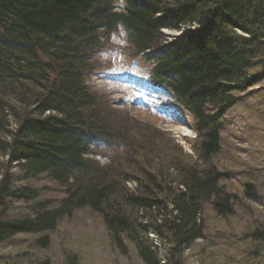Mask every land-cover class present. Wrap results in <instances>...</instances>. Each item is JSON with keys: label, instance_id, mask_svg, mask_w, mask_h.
<instances>
[{"label": "trees", "instance_id": "1", "mask_svg": "<svg viewBox=\"0 0 264 264\" xmlns=\"http://www.w3.org/2000/svg\"><path fill=\"white\" fill-rule=\"evenodd\" d=\"M117 1L122 8L115 11L114 0H0V243L51 230L62 216L89 206L103 214L118 246L124 236L133 240L145 264H183V249L204 236V204L227 216L238 201L220 181L226 175L208 161L220 150L218 119L235 103L234 93L264 78V0ZM119 23L137 51L157 46L163 27L188 28L187 42L158 56L153 75L190 111L198 137L197 165L165 155L164 168L144 173L132 192L124 185L128 176L117 184L109 169L83 156L114 134L85 75L88 52ZM209 104L220 107L211 112ZM43 173L66 189L59 206L43 201L33 215L4 218L6 198L35 197L13 181ZM244 188L253 197V184ZM145 227L162 242L164 259Z\"/></svg>", "mask_w": 264, "mask_h": 264}, {"label": "rangeland", "instance_id": "2", "mask_svg": "<svg viewBox=\"0 0 264 264\" xmlns=\"http://www.w3.org/2000/svg\"><path fill=\"white\" fill-rule=\"evenodd\" d=\"M120 6L114 0L112 9ZM187 32L188 28L183 27L162 29L161 47L170 51L180 42L186 43ZM169 35L176 36L174 43ZM127 44L123 30L114 32L92 60L103 66L104 76L96 72L86 77L85 83L97 94L115 125L113 140L100 144L95 155L88 156L98 166L109 169V178L117 184L128 176L125 187L132 192L144 182V173L164 168L165 155L178 157L186 166L197 165L198 159L195 139L185 136L187 132L182 129L189 126L191 116L178 109L171 95L144 84L150 66L132 57ZM234 95L235 103L218 119L222 125L220 150L208 164L226 175L220 181L238 201L233 214L227 216L216 215L210 203L204 204L200 215L204 236L183 249V264H264V78ZM218 106L209 104L208 108L215 112ZM4 161L0 157V163ZM11 172L21 175L15 168ZM245 183L253 184V197L245 195ZM12 184L33 190L35 197L6 198L1 208L4 218L33 215L43 201L49 208L58 207L66 193L65 187L48 173L16 178ZM145 229L153 247L159 249L158 258L164 259L162 242L152 229ZM108 231L102 213L80 207L62 216L51 230L18 233L1 242L0 264H145L132 239L124 236V245L118 246ZM44 236L47 243L42 245L39 239Z\"/></svg>", "mask_w": 264, "mask_h": 264}, {"label": "bare ground", "instance_id": "3", "mask_svg": "<svg viewBox=\"0 0 264 264\" xmlns=\"http://www.w3.org/2000/svg\"><path fill=\"white\" fill-rule=\"evenodd\" d=\"M163 30L164 29H173V27H171V28H168V27H163L162 28ZM169 38H171V40H170V42H172V43H174V41H176V36H174V35H169Z\"/></svg>", "mask_w": 264, "mask_h": 264}]
</instances>
